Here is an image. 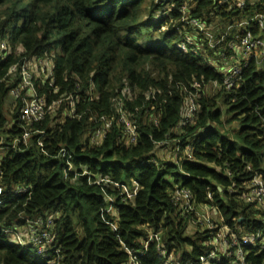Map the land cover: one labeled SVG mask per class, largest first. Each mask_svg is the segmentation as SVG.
<instances>
[{"label": "trees", "instance_id": "obj_1", "mask_svg": "<svg viewBox=\"0 0 264 264\" xmlns=\"http://www.w3.org/2000/svg\"><path fill=\"white\" fill-rule=\"evenodd\" d=\"M156 2L0 0V42L11 48L0 61V142L7 143L0 145L5 193L0 197L5 201L0 207V264H46L8 243L3 233L21 225V217L38 215L55 217L61 264H127L126 252L143 250L151 233L162 236L178 262L197 261L212 250L205 246L210 235H186L188 224L172 201L176 188L189 191L198 207L213 208L220 226L239 236L264 234V212L244 200L246 185L264 172V62L260 67L249 61L236 86L226 91L218 52L234 57L228 45H239V39L233 34L212 51L180 22V8L186 6L187 17L206 27L220 17L221 33L227 22L264 17V0H249L243 10L219 6V0ZM250 27L264 39V31ZM187 40L199 46L197 53L180 51ZM18 48L21 54H16ZM26 58H48L53 64L58 93L37 81L38 96L48 104L70 98L80 116L67 117L64 104L48 113L31 128L46 133L40 148L36 134L28 146L12 147L30 128L19 120L22 101L11 113L5 109L6 98L19 84V75H8L9 69ZM194 84L201 85L197 92L191 90ZM184 89L196 94V110L182 124ZM119 110L137 130L135 143L127 140ZM102 117L112 121L111 127L99 144H91L89 135L102 126L97 123ZM232 123L237 129L231 139L220 131ZM69 157L79 173L68 171ZM81 168L88 175H81ZM99 177L107 178L106 184L96 185ZM133 183L138 191L129 200L122 194ZM19 187H30L31 195L8 201L7 194ZM246 250L248 264H264V252ZM140 264H163L154 243Z\"/></svg>", "mask_w": 264, "mask_h": 264}, {"label": "built area", "instance_id": "obj_2", "mask_svg": "<svg viewBox=\"0 0 264 264\" xmlns=\"http://www.w3.org/2000/svg\"><path fill=\"white\" fill-rule=\"evenodd\" d=\"M249 0H219V6L235 5L239 10L247 5ZM156 3H159L157 0ZM181 13V24L185 27H189L192 31L191 35L198 38L200 41L207 42L209 49L215 51L219 49L225 40L235 34V38L239 39V45L230 43L229 49L235 53V56L226 59L225 55L222 54L219 49L220 64L217 65L219 73L222 76V84L226 91L233 89L238 79L240 78L242 71L247 67L249 61L254 60L261 67L264 62V39L262 36H254L250 25L254 24L258 27L260 32L264 31V17L261 15H255L249 21L242 22H227L223 28L225 31H219L220 17H216L214 22L206 27V25L198 20L188 18V11L186 6L180 8ZM243 29V36L239 37V31ZM237 34V35H236ZM180 51L187 54L188 51L196 52L199 46L187 40L179 47ZM11 52V48L7 42H0V61H4ZM22 49L18 48L16 54H21ZM227 62H231L228 65ZM53 64L48 58L36 59L29 58L23 59L20 64H16L9 69L8 75H19V84L16 88L12 89L9 93V97L12 99V108L15 103L20 100L23 102L22 108L20 109L19 120L21 124L27 126L28 130L24 129V133L21 136V140H15L12 143L14 148L19 143H23L28 146L31 138L36 134L39 135L36 145L42 147L43 139L46 136L45 132H37L31 129L34 125L42 122L48 113L52 110L58 109L64 104L67 107L63 112L66 113L70 119H79L74 109L73 100L67 98L65 100H58L48 104L45 97H39L36 89V82L39 81L43 85L52 91V94L58 93V88L55 87L54 78L52 76ZM215 88L219 85L213 84ZM201 87L200 84H194L191 86V90L197 92V89ZM186 95L185 107L182 109V124L188 122L193 117V112L196 110L194 104V97L196 94H191L188 89H184ZM120 111L119 121L124 127V132L127 135L129 143H135L137 138V130L135 126L130 123L124 114ZM97 123H101L102 126L96 129L90 137L91 144H99L100 140L103 139L106 130L111 127L112 121L100 118ZM7 143L0 142L1 146H5ZM163 144H158L162 146ZM179 152L177 147L175 153ZM61 158L65 157V151H61ZM174 154V155H176ZM185 155L191 159V149L187 147ZM68 163V171L75 173L77 171L74 166ZM83 176L88 175L87 170L82 169ZM0 171V180H1ZM97 179L95 184L101 185L106 184L107 178ZM234 191V190H232ZM30 187H19L7 194L8 201L14 200L22 196H30ZM5 196L4 190L0 187V197ZM210 199L211 196L209 195ZM110 201V199H108ZM244 200L248 204H253L256 209L264 212V172L255 174L252 180L245 187ZM172 201L174 205L180 211V217L189 226H193L196 232H208L210 237L205 243V246H210L212 250L205 252L197 257V261H186L184 264H224L225 260L228 264H248L246 256L248 255L249 247L257 249V255L264 252V234L258 232L256 234L239 236L236 232L230 230L227 226H220V220L217 216L216 211L207 206L198 207L189 191L181 188H176L173 195ZM5 201L0 200V207ZM109 210V209H108ZM112 211V209L110 208ZM21 225H13L10 228L4 229L3 233L7 239V242L11 245L19 247L23 252L29 253L38 258L41 262L46 264H61V248L57 241V235L54 230V215L35 216L33 218L21 217ZM222 221V220H221ZM221 227V228H220ZM198 228V229H197ZM116 227L113 226L112 230L116 231ZM154 243L156 246L157 253L163 258V264H183L178 262L176 254L171 251L168 252L162 242V236L160 234L151 233L149 238L143 242V250L127 251L129 256L127 264H140V260L145 257L146 252L150 244ZM176 258V259H175Z\"/></svg>", "mask_w": 264, "mask_h": 264}, {"label": "rangeland", "instance_id": "obj_3", "mask_svg": "<svg viewBox=\"0 0 264 264\" xmlns=\"http://www.w3.org/2000/svg\"><path fill=\"white\" fill-rule=\"evenodd\" d=\"M189 27H185V31L188 30ZM157 37L155 36L154 37V40H156ZM150 41V40H149ZM228 65H231V62H227ZM264 65V64H263ZM263 67V66H262ZM210 90V89H209ZM214 91V89H213ZM212 92V91H211ZM11 103H12V99L8 96L6 98V102H5V109L7 111V113H11L12 112V107H11ZM236 124L235 123H232L231 125H225V127H222L221 128V131L220 132H223V133H227L230 138L232 139V136H233V133L234 131H236ZM220 130V129H219ZM79 173L78 171H76L74 174H77ZM82 174V171L80 172ZM138 191V187L137 185H135V183H133L131 186L129 187H126L123 191V194L122 195H125L127 197V199L129 200H133L135 194L137 193ZM125 192V193H124ZM198 229V228H197ZM197 231V230H196ZM196 231L194 230L193 226H189L188 229H187V233L186 235L188 236H191V235H195L196 234ZM176 256V255H175ZM178 256H181V254H179ZM176 258L178 259V257L176 256ZM175 258V259H176Z\"/></svg>", "mask_w": 264, "mask_h": 264}]
</instances>
